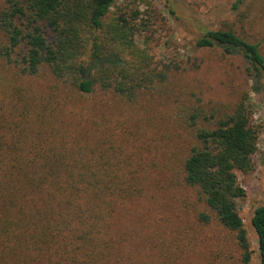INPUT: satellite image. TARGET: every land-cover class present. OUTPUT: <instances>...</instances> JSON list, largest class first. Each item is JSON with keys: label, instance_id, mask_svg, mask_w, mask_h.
<instances>
[{"label": "trees", "instance_id": "trees-1", "mask_svg": "<svg viewBox=\"0 0 264 264\" xmlns=\"http://www.w3.org/2000/svg\"><path fill=\"white\" fill-rule=\"evenodd\" d=\"M176 1L1 0L0 264H253L236 173L255 166L264 35L244 25L264 29V0L195 43L232 59L230 102L197 92L202 59H155ZM251 224L264 264V204Z\"/></svg>", "mask_w": 264, "mask_h": 264}, {"label": "rangeland", "instance_id": "rangeland-1", "mask_svg": "<svg viewBox=\"0 0 264 264\" xmlns=\"http://www.w3.org/2000/svg\"><path fill=\"white\" fill-rule=\"evenodd\" d=\"M235 1L177 0L172 5L175 14H165L166 26L156 34L157 37L160 35L159 45L153 48L156 60L165 63L175 61L186 65H191L196 58L203 60L201 65L198 62L195 64L200 68L194 71L192 79L195 81L197 92L206 100L230 102L234 99L227 89L231 77L225 75L224 69V66L232 68V59H222L220 51L196 52L195 43L203 35L204 29L220 26L222 22L233 26L235 30L239 29V24L234 19L238 12L233 10ZM159 9L162 7L159 6ZM244 27L247 35L251 37L262 38L264 35V29L259 22L247 21ZM237 64L235 61L234 66ZM247 82L253 113L252 124L258 131V145L253 158L254 170L246 175L236 173L238 182L246 193L245 197L237 202V210L251 243L253 264H258V243L251 218L255 208L264 204V78L252 77L247 79ZM182 219L183 216L178 217L177 222L181 223ZM191 222L190 217L183 220L184 225ZM135 229L140 232L137 226ZM218 234L216 232V235Z\"/></svg>", "mask_w": 264, "mask_h": 264}]
</instances>
